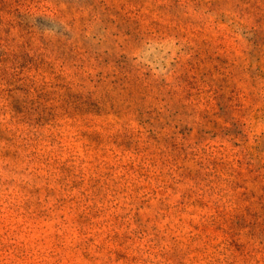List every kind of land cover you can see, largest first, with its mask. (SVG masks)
<instances>
[{
  "label": "rangeland",
  "instance_id": "374dc122",
  "mask_svg": "<svg viewBox=\"0 0 264 264\" xmlns=\"http://www.w3.org/2000/svg\"><path fill=\"white\" fill-rule=\"evenodd\" d=\"M0 264H264V0H0Z\"/></svg>",
  "mask_w": 264,
  "mask_h": 264
}]
</instances>
